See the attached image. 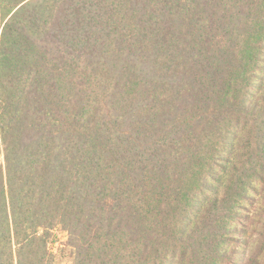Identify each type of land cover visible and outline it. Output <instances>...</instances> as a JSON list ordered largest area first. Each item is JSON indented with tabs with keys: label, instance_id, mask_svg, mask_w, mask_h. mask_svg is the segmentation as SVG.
<instances>
[{
	"label": "trees",
	"instance_id": "trees-1",
	"mask_svg": "<svg viewBox=\"0 0 264 264\" xmlns=\"http://www.w3.org/2000/svg\"><path fill=\"white\" fill-rule=\"evenodd\" d=\"M259 70L264 0H0V264L234 259Z\"/></svg>",
	"mask_w": 264,
	"mask_h": 264
},
{
	"label": "rangeland",
	"instance_id": "rangeland-1",
	"mask_svg": "<svg viewBox=\"0 0 264 264\" xmlns=\"http://www.w3.org/2000/svg\"><path fill=\"white\" fill-rule=\"evenodd\" d=\"M256 74H259L258 80L263 82L264 73L259 70ZM250 180L258 190H261L263 180L261 181L256 175H251ZM259 192L251 189L249 192L252 196L251 199L242 198L240 201L242 202L240 208L242 215L239 217L240 221L236 220L234 222L238 231H233L231 236H233L234 240L227 242L231 252L236 248L239 253L232 257L234 259L229 258L227 260L225 258L224 264H264V197H261ZM221 193L222 195L225 194L223 190ZM255 209L253 224H250V226L245 225L247 222H245L244 215L248 214V212H253ZM241 221L245 222L243 223L244 225L241 224ZM245 229L246 231L242 232ZM53 238L57 240L52 242L50 247L57 256L56 264H72L74 252L71 246L67 244L68 233L59 227L58 230L54 231Z\"/></svg>",
	"mask_w": 264,
	"mask_h": 264
}]
</instances>
